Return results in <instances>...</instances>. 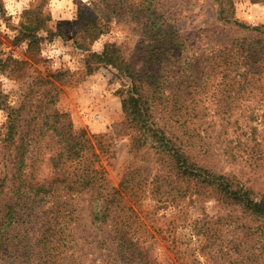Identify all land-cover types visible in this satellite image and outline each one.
I'll return each instance as SVG.
<instances>
[{"label": "trees", "instance_id": "obj_1", "mask_svg": "<svg viewBox=\"0 0 264 264\" xmlns=\"http://www.w3.org/2000/svg\"><path fill=\"white\" fill-rule=\"evenodd\" d=\"M215 1L218 21L250 32L199 59L175 26L153 11V0L135 4L142 7L137 12L146 44L141 63L114 43L88 56V73L109 65L126 81L118 95L129 153L151 154L150 161L128 163L116 187H108L100 165L106 146L74 130L69 115L55 108L56 86L39 77L51 86L42 91L31 118L36 122L25 134L18 130V111L3 106L0 88L8 141L0 151L12 165L10 178L0 179V264H152L142 245L156 235L180 264H264V31L227 15L230 0ZM99 2L112 13L124 5ZM26 14L15 37L27 42L26 59L0 54V73L24 72L28 60L40 59L44 38L37 32L48 19ZM109 20L80 9L72 23L77 45L95 41ZM236 107L243 109L237 113ZM33 136L49 142H32ZM37 143L51 145L49 179L31 171L29 154ZM84 193L91 224L107 229L98 239L78 232ZM37 215L44 221L33 235L27 223ZM193 240L201 244L199 252L190 246Z\"/></svg>", "mask_w": 264, "mask_h": 264}, {"label": "rangeland", "instance_id": "obj_2", "mask_svg": "<svg viewBox=\"0 0 264 264\" xmlns=\"http://www.w3.org/2000/svg\"><path fill=\"white\" fill-rule=\"evenodd\" d=\"M139 1L124 0L121 12L112 13V9L107 10L104 3L99 0H27V6L22 11L10 15L5 8L4 0H0V21H2L0 24V54L2 58L12 56L18 60L26 59L24 52L27 42L18 41L15 37L19 33L21 21L27 19V12H34L38 15L41 13L48 19L44 30L37 32L44 38L39 46L40 59L38 62L33 63L28 60L31 66L24 67L26 69L24 72L0 73V88L4 94L3 106L9 105L18 111V130L24 131L25 134L27 125L31 127V124L36 122L31 118L36 115V105L41 98L42 91L51 86L46 81L51 82L58 92L55 108L69 115L73 129L85 130L94 144L102 142L106 146L104 148L107 151L100 155V165L105 170L108 187L118 185L128 163L135 161L142 164L144 160L150 161L151 154L149 153L148 157L143 156L142 152L135 155L129 153V131L123 123L124 116L118 95V91L126 84V81L116 72L115 68L109 65H100L93 72L88 73L86 63L90 53H100L106 43L121 45L127 49V52H132V61L138 59L141 63L143 58L141 51L144 50L146 44L141 42L143 38L141 29L143 21L140 18L142 12H137L142 7H135ZM230 1L233 9H229L227 15H232L238 22L264 31V0ZM225 6L228 7L229 4ZM152 7H154V12L163 16L164 20L166 19L165 23L175 26V30L181 38L186 39L185 43L197 59L222 43L243 37L250 32L233 24L218 21L215 0H153ZM80 9L85 10V13L92 11L99 17L108 16L110 18L106 31L90 44L84 43L83 48L75 42V40L80 42V37L72 35V23ZM134 17L140 18L139 21H133ZM47 30L49 32L61 31L65 37L57 36L55 33L50 36ZM197 66V62H193L194 71L197 70ZM41 76L46 78L45 83L39 82ZM242 109V107H236L233 111L239 113ZM259 109H264V104ZM205 118L203 120L208 122L211 120L210 116ZM5 120L6 111L0 110V147L3 145L1 142H8L4 141L3 124ZM215 121L216 129H219L221 120L215 117ZM31 138L34 140L31 139L32 142H49L43 139L38 140L34 136ZM50 146V144L41 143L34 145V150L29 154L30 162L35 163V167L31 169L33 176L49 179L54 175L47 161L51 152L49 150H52ZM3 154H7V151H0V179L8 180L11 176L12 165L7 155ZM36 168H38L37 171H35ZM88 195L84 193L79 199L78 232L98 239L106 233L107 229L105 226L97 229L91 224L87 205ZM4 196L6 195L2 198ZM212 204V202L207 204L210 212H212L210 208ZM30 221L32 222H28L27 227L31 229L30 234L34 235L43 224L44 216L37 215V219L32 218ZM142 246L152 264H180L173 259L158 235ZM190 246L199 252L201 244L193 240ZM202 260L204 261L203 258ZM204 262V264H218L214 259Z\"/></svg>", "mask_w": 264, "mask_h": 264}, {"label": "clouds", "instance_id": "obj_3", "mask_svg": "<svg viewBox=\"0 0 264 264\" xmlns=\"http://www.w3.org/2000/svg\"><path fill=\"white\" fill-rule=\"evenodd\" d=\"M4 4L7 12L10 15H15L27 6V0H4ZM0 24H2V21H0Z\"/></svg>", "mask_w": 264, "mask_h": 264}]
</instances>
